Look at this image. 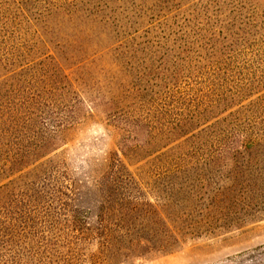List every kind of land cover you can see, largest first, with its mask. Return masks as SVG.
<instances>
[{
	"label": "rangeland",
	"instance_id": "obj_1",
	"mask_svg": "<svg viewBox=\"0 0 264 264\" xmlns=\"http://www.w3.org/2000/svg\"><path fill=\"white\" fill-rule=\"evenodd\" d=\"M220 14L229 15L227 23L236 17L235 27L249 26L233 28L232 41L216 22ZM0 71L43 91L60 88L65 75L86 101L68 102L66 115L74 121L60 128L45 158L58 187L54 204L27 228L26 239H14L6 264H264V216L164 252L140 241L119 245L114 231L106 232L112 245L99 237L113 223L102 203L124 164L110 113L134 108L139 99L152 116L211 103L222 119L249 107L238 125L264 135V0H0ZM92 89L123 104L91 115ZM172 158L186 167L200 157ZM253 207L264 211V197Z\"/></svg>",
	"mask_w": 264,
	"mask_h": 264
},
{
	"label": "trees",
	"instance_id": "obj_2",
	"mask_svg": "<svg viewBox=\"0 0 264 264\" xmlns=\"http://www.w3.org/2000/svg\"><path fill=\"white\" fill-rule=\"evenodd\" d=\"M221 16L216 22L232 41L238 34H232L233 28L243 32L249 26L235 27L237 18L232 17L228 28L229 15ZM206 47L217 53L214 43ZM62 78L60 88L43 91L39 84L31 87L26 79L0 74V264L11 262L14 239H26L27 228L35 220L42 222L54 204L58 187L49 174L51 160L45 158L54 151L60 128L72 123L67 105L86 103L74 82ZM90 97L91 115L123 104V99H110L95 89ZM200 105L195 111L161 109L152 116L139 99L134 108L109 114L118 124L124 164L111 181L112 197L102 203L114 215L109 227L102 226L103 245L113 244L106 232L114 231L119 245L140 241L164 252L187 240L230 233L243 228L249 218L264 216L253 207L264 197V161L255 158L264 157V135L237 123L251 114L249 107L221 119L220 113L214 116L213 104ZM146 154L153 158L134 162ZM184 155L200 158L186 167L172 158Z\"/></svg>",
	"mask_w": 264,
	"mask_h": 264
}]
</instances>
